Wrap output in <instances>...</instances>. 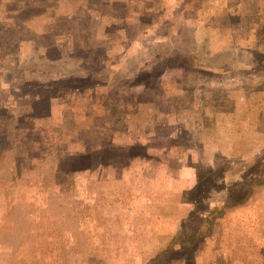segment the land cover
I'll list each match as a JSON object with an SVG mask.
<instances>
[{"label":"rangeland","instance_id":"374dc122","mask_svg":"<svg viewBox=\"0 0 264 264\" xmlns=\"http://www.w3.org/2000/svg\"><path fill=\"white\" fill-rule=\"evenodd\" d=\"M0 264H264V0H0Z\"/></svg>","mask_w":264,"mask_h":264},{"label":"trees","instance_id":"16d2710c","mask_svg":"<svg viewBox=\"0 0 264 264\" xmlns=\"http://www.w3.org/2000/svg\"><path fill=\"white\" fill-rule=\"evenodd\" d=\"M182 233H178L176 236H174L176 239H178V238H180L181 240H183L184 241V239H185V236H180ZM192 237V236H191Z\"/></svg>","mask_w":264,"mask_h":264}]
</instances>
